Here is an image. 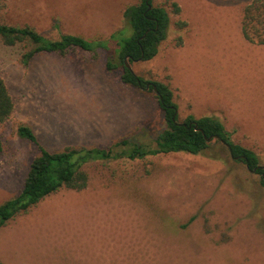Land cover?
<instances>
[{
	"label": "rangeland",
	"instance_id": "rangeland-1",
	"mask_svg": "<svg viewBox=\"0 0 264 264\" xmlns=\"http://www.w3.org/2000/svg\"><path fill=\"white\" fill-rule=\"evenodd\" d=\"M142 0H0V20L51 40L101 43L95 52L37 54L0 42V77L15 102L0 124V204L22 190L40 151L17 135L29 126L41 146L113 149L85 165L83 190L62 189L0 229V264H264V187L228 153L119 158L122 140L154 146L165 128L156 93L108 70L133 29L124 19ZM252 0H154L170 13L167 39L150 61L129 63L167 84L179 117H215L264 166V46L245 41ZM173 3L181 11L174 13ZM178 22H185L181 29Z\"/></svg>",
	"mask_w": 264,
	"mask_h": 264
},
{
	"label": "trees",
	"instance_id": "trees-1",
	"mask_svg": "<svg viewBox=\"0 0 264 264\" xmlns=\"http://www.w3.org/2000/svg\"><path fill=\"white\" fill-rule=\"evenodd\" d=\"M176 14L181 9L173 3ZM124 19L133 29L131 37L124 41L118 57L108 60V70L122 69L121 81L139 89H146L151 82L137 75L127 63L150 61L158 53L160 45L167 39L171 25L170 13L164 7L156 6L154 0H142L124 11ZM179 28L187 27L178 22ZM243 38L250 44L264 46V0H252L243 10L241 21ZM0 42L6 46L26 45L29 50L22 56V63L28 65L41 53L66 55L74 49L95 52L103 48L101 43L87 41L82 36L62 34L58 40H51L29 26L7 25L0 20ZM104 49V48H103ZM158 89L156 97L163 112L166 128L157 135L154 146L122 140L115 148H122L119 158L130 160L169 153L191 155L208 154L222 160L228 153L234 162L243 163L250 172L261 176L264 187V166L251 149L233 141L232 133L215 117L196 118L188 116L180 120L178 106L172 89L164 83H152ZM151 91H154L152 86ZM15 102L5 81L0 77V124L14 113ZM17 135L38 147L40 153L32 161L21 192L14 198L0 204V229L18 214L28 211L43 199L62 190H83L88 186L89 176L85 165L113 157V149L67 147L51 152L40 145L34 131L27 125H20ZM2 146L0 143V153Z\"/></svg>",
	"mask_w": 264,
	"mask_h": 264
},
{
	"label": "water",
	"instance_id": "water-1",
	"mask_svg": "<svg viewBox=\"0 0 264 264\" xmlns=\"http://www.w3.org/2000/svg\"><path fill=\"white\" fill-rule=\"evenodd\" d=\"M127 66L130 67L128 63H127ZM151 86H152L154 92L157 93V92H158V89H157V87H156L155 85H153L152 83L148 84L147 87H146V89L149 90Z\"/></svg>",
	"mask_w": 264,
	"mask_h": 264
}]
</instances>
